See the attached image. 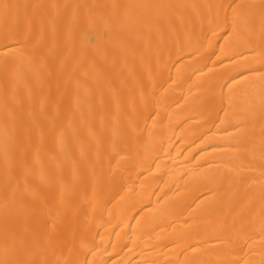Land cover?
<instances>
[{"label": "bare ground", "instance_id": "obj_1", "mask_svg": "<svg viewBox=\"0 0 264 264\" xmlns=\"http://www.w3.org/2000/svg\"><path fill=\"white\" fill-rule=\"evenodd\" d=\"M0 264H264V0H0Z\"/></svg>", "mask_w": 264, "mask_h": 264}]
</instances>
